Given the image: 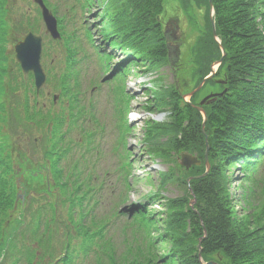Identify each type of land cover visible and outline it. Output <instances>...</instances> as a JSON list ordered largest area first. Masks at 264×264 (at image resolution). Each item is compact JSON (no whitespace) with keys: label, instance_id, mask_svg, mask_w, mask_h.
<instances>
[{"label":"trees","instance_id":"1","mask_svg":"<svg viewBox=\"0 0 264 264\" xmlns=\"http://www.w3.org/2000/svg\"><path fill=\"white\" fill-rule=\"evenodd\" d=\"M7 1L0 0V133L3 124H9V133L0 134V264H205L211 256L223 257L225 264H264V0H211L215 30L225 52L216 73L222 81L221 94L204 106L203 126L199 110L174 86L156 93V103L171 113L167 122L149 121L147 152L171 166L159 171L158 187L144 201L115 208L108 216L100 213L105 181L97 174L103 170L97 161L103 155L104 127L95 116L94 103L82 98L80 44L83 37L94 49L101 70L112 72L109 78L117 82L113 95L122 151L117 153L116 169L104 173L120 179L122 197L130 192L129 178L134 174L124 139L131 103L124 81L134 63L143 62L152 70L169 61L162 24L165 0H78L82 9L99 2L96 25L108 48L95 45L93 32L83 24V36L78 27L67 31L64 18L52 6L61 38L44 44L42 60L48 67L46 84L53 83L58 103L65 101L58 110L40 103L45 96L53 106L55 94H44V89L36 93L32 73L24 75L14 59L10 66L6 30L12 25L5 19ZM43 1L50 8L48 0ZM201 1L209 14V0ZM36 15L39 18L21 13L13 26L21 24L24 33L40 32L38 7ZM202 39L201 50L219 60L222 51L213 39L209 17ZM52 43L65 53L60 72L53 68ZM115 48L125 59L112 70ZM202 54L201 60H207L209 55ZM208 73V67H201L199 80ZM34 131L39 135L34 136ZM165 132L168 138L161 143L157 139ZM22 136L30 138L29 143H23ZM207 148L208 172L188 180L205 172ZM12 150L26 151L39 165L46 163L40 167L47 174L38 175L50 176L53 182L48 189L32 195L28 185L18 186ZM179 152L195 154L201 164L190 169L179 166L173 156ZM231 167L243 170L248 197H260L247 222L235 215ZM171 185L179 195L164 196L162 190ZM21 187L26 194L23 202L16 200ZM157 203L160 211L152 207ZM124 216L144 244L138 253H131L128 244L126 254L119 256L108 233L114 220Z\"/></svg>","mask_w":264,"mask_h":264},{"label":"rangeland","instance_id":"2","mask_svg":"<svg viewBox=\"0 0 264 264\" xmlns=\"http://www.w3.org/2000/svg\"><path fill=\"white\" fill-rule=\"evenodd\" d=\"M48 2L51 4L50 9L52 10L53 6L56 8L57 14L64 18L67 31H71L74 27H78L80 28L78 33L82 34L83 30L81 29V25L83 24L84 27H88L93 32L95 45L101 44L103 47L106 46L105 44H102L104 42H102L100 38L98 32L99 27L96 25L98 21L97 14L101 10L99 2L95 1L93 6L89 7V9H82L80 5L81 2L78 0H48ZM36 5L37 4L34 0L7 1L9 11L8 16H6L5 19L12 25L6 30V53L9 59L11 57L10 66L13 65L12 59L15 60L13 49L15 43L27 33L23 32L24 29L21 30V24H15V26H13L14 21L21 13L38 16L36 15ZM164 7L162 24L164 26L165 23L168 22L169 28H171L170 32L174 29L175 34L178 36L176 42L178 45L177 59L175 60L174 53H172L169 56L168 62H162L153 67L152 70H147V67L143 62L134 63L129 66V72L124 81L127 94L131 98L129 111L126 115L129 131L125 132L126 136L124 139L126 142V148L131 153L129 160L132 162L131 172L134 174L129 178L132 188L130 189V192L127 193L128 195L125 194L122 196L125 197L127 195L123 201L122 197H120V179L116 176L104 173L107 170L111 173L113 169H116L117 164L119 163L117 153H121L122 151L121 147L118 146L120 132L115 117V100L113 95V88L116 86L117 82L112 80L113 77L109 78L111 72L105 74V72L101 70L100 61L98 60L94 49L86 43L82 37L83 42L80 44L82 48L80 49L81 52L78 54L80 60L78 69L81 71L82 82L81 89L84 91L82 92V98L84 97L86 100L94 103L96 109L95 116L104 127L103 138L101 140L103 155L97 161L98 167L103 166V170L100 172L98 171L97 174L105 181L103 188V208L100 210L102 215L106 213V216H108L115 208L119 207V209H122L129 207L131 204L138 203V201H144V196L152 193L154 189H157L160 177L159 171H166L167 168L171 166L170 161H164L147 152L148 142L145 139V131L148 127L149 121L151 120L159 123L167 122L171 113L166 106L156 103V93H165L170 86H174L185 100L191 101L194 107L199 106L205 111L204 106L209 104H200V102L207 96L221 91V82L219 83L220 77L216 74L217 72L212 78L203 82L201 87L196 90L202 80L210 73L211 65L217 61L216 58L213 60V58L210 57L211 54H209V51L207 52L206 49L201 50L199 44V40L204 37L207 19L208 17L210 19L212 16L211 10L208 14L206 3L201 0H165ZM39 24L41 31L36 33L42 35L44 45L46 42H49L50 36L46 34V36H44L45 26L41 16ZM176 25H178V28ZM213 39L216 41L214 36ZM218 40L220 41L219 38ZM167 42H172L171 38L170 40L168 39ZM52 45L54 47L53 51H55L51 58L53 61V68L55 72H60L65 67V53L60 46L56 47L53 43ZM213 50L214 46L210 49V52L212 53ZM203 52L207 53V56L209 55L207 60H201ZM114 53L115 58L110 62V68L112 70L125 59V54L120 49L115 48ZM210 59L211 61L209 62ZM43 67L46 72L48 67L44 66V63ZM201 67H204L205 69L208 67L209 73L199 80ZM43 89L44 94L50 93V95H52L57 93V91L55 92L53 89V83L46 84ZM192 92L194 93L189 96V93ZM47 98L48 97L45 96L41 97L40 103H45L47 108H53V110H58L60 104L64 105L63 103H65V101L63 103H58L59 98H56V102L51 106V101ZM148 109H151V111ZM199 112L203 118L202 124L204 126V115L200 110ZM7 133H9V124L4 123L0 134L5 135ZM162 134L163 135H161L159 139H157L158 137L156 136L157 138L154 137L153 140L157 139L158 141L160 140L161 143L165 142L168 138L169 132ZM33 135L38 136L39 133L34 131ZM22 138L23 143H29L30 138L26 136H22ZM9 142L14 144L13 141ZM12 151L10 159L17 172L15 179L16 182L18 180L20 184L28 185L30 187V194L32 195L39 194L38 191L42 189H48L49 182H53L50 180V176H45L43 178L38 175L47 174L48 170L40 167L41 164L44 165L46 163L42 162L39 165L35 160L29 159V154L26 151H24V153L21 151ZM180 154L181 152L173 155L177 162ZM190 154L196 156L195 154ZM179 166L184 167L180 165V163ZM204 173L205 172L194 176L193 178L201 177ZM228 174L230 176L229 187L236 218L237 220L241 219L243 222H247L252 216L253 210L259 206L258 203H260V197L258 195H256L257 198L248 197V185L243 181V170H241L240 167H231L228 169ZM19 193L24 197L26 195L23 187L19 189ZM162 194L166 197H174L179 195V190L171 185L167 186V189L162 190ZM152 207L156 211L162 209L158 203L152 205ZM127 219L128 217L126 216L115 219L112 226L110 225L111 227L108 233L119 256L126 254L128 244L131 253H138L144 244L140 232L136 235ZM166 247L167 246H163L162 248L166 249ZM163 249H160L161 253L164 251ZM209 261L217 264H225L227 262V260L221 256H211V260Z\"/></svg>","mask_w":264,"mask_h":264},{"label":"water","instance_id":"3","mask_svg":"<svg viewBox=\"0 0 264 264\" xmlns=\"http://www.w3.org/2000/svg\"><path fill=\"white\" fill-rule=\"evenodd\" d=\"M35 2H37L40 6L42 19L46 26V33H49L51 37L54 39L60 38L56 17L47 8L43 0H35ZM209 5H210V10H211V15H212L211 20H212L213 36L222 49V56L219 60L215 61L211 65L210 73L202 80V82L198 85L196 90H198L201 87L203 82H205L207 79L212 78L214 76V74L217 71V68L219 67V65L221 64L223 60V56L225 55L224 49L221 45V42L218 40L217 33L215 30V23L213 21L214 9H213V4L211 0H209ZM42 40H43L42 36L29 32L20 41H18L14 45L15 57H16V60L19 62L23 72L24 73L32 72L34 74V82H35L37 92L46 82V74L41 65ZM219 82L222 83V81H219ZM193 93L194 92L189 93V96H191ZM218 94H221V93H214V94L207 96L204 100L200 102V104H210L212 101L215 100V97ZM56 97L57 96H55V98ZM195 107L203 113L204 122H205L206 120L205 111L203 110V108L199 106H195ZM207 152H208V148L205 153L206 171L202 176H204L210 168V164L207 159ZM178 162L180 163V165L184 166L185 168H190L192 165L201 164V161L197 158V156H193L188 152H181L180 157L178 158ZM191 178L193 177H189L188 180H190ZM192 202H194V200ZM205 264H217V263L209 261V262H206Z\"/></svg>","mask_w":264,"mask_h":264},{"label":"flooded vegetation","instance_id":"4","mask_svg":"<svg viewBox=\"0 0 264 264\" xmlns=\"http://www.w3.org/2000/svg\"><path fill=\"white\" fill-rule=\"evenodd\" d=\"M176 27L178 28V25H176ZM169 28V24L168 22L165 23L164 25V32L166 35V40L168 41V39L172 40V42H167L168 43V48H169V55H171L172 53H174V56H176L178 54V45L176 44L177 42V34H175L174 29L173 31L170 32Z\"/></svg>","mask_w":264,"mask_h":264}]
</instances>
